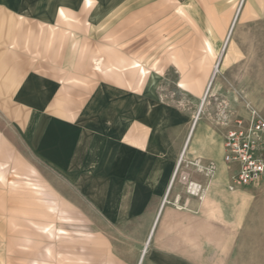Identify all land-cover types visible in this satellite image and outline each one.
<instances>
[{
	"label": "crops",
	"instance_id": "obj_1",
	"mask_svg": "<svg viewBox=\"0 0 264 264\" xmlns=\"http://www.w3.org/2000/svg\"><path fill=\"white\" fill-rule=\"evenodd\" d=\"M137 11L152 16V0H0V110L29 158L60 177L82 206L120 227V238L147 239L139 257L134 251L118 264H190L176 250L200 234L193 228L201 202L186 200L189 226L177 233H158V223L181 228L172 207L182 190L176 178L170 183L182 151L215 165L209 196L226 186L225 128L215 125L219 134L199 116L191 127L193 117L158 99L147 71L129 73L131 86L105 71V31L115 30L114 15ZM137 224L145 225L141 234L130 230Z\"/></svg>",
	"mask_w": 264,
	"mask_h": 264
},
{
	"label": "rangeland",
	"instance_id": "obj_2",
	"mask_svg": "<svg viewBox=\"0 0 264 264\" xmlns=\"http://www.w3.org/2000/svg\"><path fill=\"white\" fill-rule=\"evenodd\" d=\"M152 5V16L143 11L113 16L115 30L105 31L100 52L105 71H118L120 83L128 85L129 73L147 71L160 101L193 117L191 124L198 114L218 133L215 125L226 128V119L233 122L249 110L264 118V0H152ZM197 159L185 154L176 176L182 191L172 207L173 222L181 228L158 223L157 232L189 226L186 186L200 175L206 181L196 197L202 220L193 228L200 234L176 252L190 264H264V181L233 192L220 185L209 196L207 177L191 163ZM82 205L60 177L29 158L0 110V264L127 263L134 251L139 257L147 239L120 238V227ZM144 227L130 230L141 234ZM157 232L151 244L159 241Z\"/></svg>",
	"mask_w": 264,
	"mask_h": 264
},
{
	"label": "built area",
	"instance_id": "obj_3",
	"mask_svg": "<svg viewBox=\"0 0 264 264\" xmlns=\"http://www.w3.org/2000/svg\"><path fill=\"white\" fill-rule=\"evenodd\" d=\"M228 123V125H227ZM226 125L223 135L222 161L233 166L228 176L226 188L235 191L251 184L264 181V118L256 112L249 110L247 116L224 121ZM183 162V153L180 154L172 175L173 181ZM203 172L209 183L215 174V165L212 162L203 163L199 159L191 162ZM183 180H187L182 175ZM204 185L199 181H188L186 191L188 194L200 197Z\"/></svg>",
	"mask_w": 264,
	"mask_h": 264
},
{
	"label": "bare ground",
	"instance_id": "obj_4",
	"mask_svg": "<svg viewBox=\"0 0 264 264\" xmlns=\"http://www.w3.org/2000/svg\"><path fill=\"white\" fill-rule=\"evenodd\" d=\"M238 2H239V1H238ZM249 2H250V1H249ZM243 3H244V2H243ZM239 4H240V3H239ZM239 9H240V8H239ZM241 9H242V8H241ZM237 10H238V9H237ZM237 13H238V12H237ZM238 16H239V15H238ZM233 19H234V18H233ZM235 19H236V18H235ZM227 21H228V20H227ZM232 22H233V21H232ZM226 23H227V22H226ZM231 24H232V23H231ZM230 27H231V26H230ZM229 31H230V29H229ZM227 38H228V37H227ZM228 42H229V41H228ZM226 45H227V42L224 43V46H223V47L225 48ZM223 47H222V48H223ZM206 48H207V47H206ZM207 49H208V48H207ZM207 53H208V52H207ZM217 68H218V66H217L216 63H215V66H214V70H213V72H215ZM205 90H206V89H205ZM206 93H207V92L204 93V95H203V97H202V99H201V102H200V104H199V111L201 110L200 108L203 106V102H204V100H205V97H206L205 94H206ZM198 116H199V115L196 114V116L194 117V121H193V123L191 124V127L194 126V122H195V120H197ZM186 141H187V140H186ZM185 144H186V143H185ZM184 146H185V145H184ZM173 181H174V180H173ZM173 181H171L170 185L172 184ZM170 185H169V186H170ZM169 186H168V187H169ZM168 189H169V188H168ZM165 198H166V197H165ZM145 247H146V243H145Z\"/></svg>",
	"mask_w": 264,
	"mask_h": 264
},
{
	"label": "snow or ice",
	"instance_id": "obj_5",
	"mask_svg": "<svg viewBox=\"0 0 264 264\" xmlns=\"http://www.w3.org/2000/svg\"><path fill=\"white\" fill-rule=\"evenodd\" d=\"M89 2H90V0H89Z\"/></svg>",
	"mask_w": 264,
	"mask_h": 264
}]
</instances>
